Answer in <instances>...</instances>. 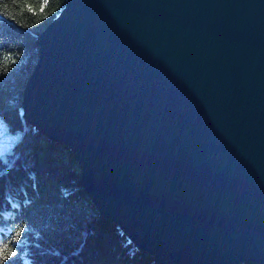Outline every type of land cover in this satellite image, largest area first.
Instances as JSON below:
<instances>
[{
	"label": "water",
	"instance_id": "1",
	"mask_svg": "<svg viewBox=\"0 0 264 264\" xmlns=\"http://www.w3.org/2000/svg\"><path fill=\"white\" fill-rule=\"evenodd\" d=\"M22 114L160 264H264V0H65Z\"/></svg>",
	"mask_w": 264,
	"mask_h": 264
},
{
	"label": "trees",
	"instance_id": "2",
	"mask_svg": "<svg viewBox=\"0 0 264 264\" xmlns=\"http://www.w3.org/2000/svg\"><path fill=\"white\" fill-rule=\"evenodd\" d=\"M64 2L0 0V116L10 131L21 130L12 154L0 161V246L15 253L4 264H160L99 215L69 147L23 117L36 36Z\"/></svg>",
	"mask_w": 264,
	"mask_h": 264
},
{
	"label": "rangeland",
	"instance_id": "3",
	"mask_svg": "<svg viewBox=\"0 0 264 264\" xmlns=\"http://www.w3.org/2000/svg\"><path fill=\"white\" fill-rule=\"evenodd\" d=\"M20 133L21 130L10 131L0 116V161H5L12 154L13 144Z\"/></svg>",
	"mask_w": 264,
	"mask_h": 264
},
{
	"label": "snow or ice",
	"instance_id": "4",
	"mask_svg": "<svg viewBox=\"0 0 264 264\" xmlns=\"http://www.w3.org/2000/svg\"><path fill=\"white\" fill-rule=\"evenodd\" d=\"M41 11H43V5L41 6ZM19 235L20 232L18 231L17 238L19 237ZM13 255H15V253L11 251V249L7 245L0 246V264H4V261L9 259Z\"/></svg>",
	"mask_w": 264,
	"mask_h": 264
}]
</instances>
